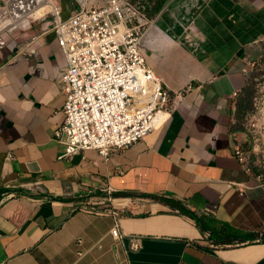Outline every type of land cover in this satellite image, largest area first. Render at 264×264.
<instances>
[{
  "label": "crops",
  "instance_id": "obj_1",
  "mask_svg": "<svg viewBox=\"0 0 264 264\" xmlns=\"http://www.w3.org/2000/svg\"><path fill=\"white\" fill-rule=\"evenodd\" d=\"M59 1L63 18L81 2ZM153 18L149 67L171 91L191 90L158 132L108 160L94 150L60 159L66 60L52 17L3 37L0 264H264V186L234 151L258 160L247 128L264 72V0H169ZM106 193L126 197L73 203Z\"/></svg>",
  "mask_w": 264,
  "mask_h": 264
},
{
  "label": "built area",
  "instance_id": "obj_2",
  "mask_svg": "<svg viewBox=\"0 0 264 264\" xmlns=\"http://www.w3.org/2000/svg\"><path fill=\"white\" fill-rule=\"evenodd\" d=\"M146 4L81 0L77 10L63 18L59 0H0V49L6 46L5 35L52 17V30L66 60L58 81L65 95V120L55 131V140L63 147L60 159L88 150L110 159L114 150L123 151L158 132L191 90L189 86L171 91L149 67L143 45L155 18L148 15ZM29 53L35 49L29 47ZM135 89H142V96H135ZM130 97H137V104L146 103L142 114L129 107ZM255 128L249 121L247 130L254 133ZM234 151L243 169L255 172L264 186V167L255 171L244 148L236 146ZM112 235L121 237L119 219Z\"/></svg>",
  "mask_w": 264,
  "mask_h": 264
},
{
  "label": "rangeland",
  "instance_id": "obj_3",
  "mask_svg": "<svg viewBox=\"0 0 264 264\" xmlns=\"http://www.w3.org/2000/svg\"><path fill=\"white\" fill-rule=\"evenodd\" d=\"M257 84L258 87L255 93L257 97L256 109L253 117L254 123L256 124L254 135L258 149V154L256 156L258 160L253 164L255 171L260 167H264V72H260Z\"/></svg>",
  "mask_w": 264,
  "mask_h": 264
},
{
  "label": "water",
  "instance_id": "obj_4",
  "mask_svg": "<svg viewBox=\"0 0 264 264\" xmlns=\"http://www.w3.org/2000/svg\"><path fill=\"white\" fill-rule=\"evenodd\" d=\"M32 196H35L37 199L42 200V201H48V202H64L61 199H57L55 197H51V196H45V195H38V194H30ZM126 197L124 194H111V193H106V194H100V195H91V196H85L82 198H76L74 199L73 203H77V204H86V203H98L100 202V200H104V199H113V198H123ZM132 197V196H131ZM137 197V196H136ZM141 197L145 198V199H151V200H156V197L153 196H149V195H142ZM119 207L122 206V202L121 204L118 205ZM264 238V235L255 237V239H262Z\"/></svg>",
  "mask_w": 264,
  "mask_h": 264
},
{
  "label": "bare ground",
  "instance_id": "obj_5",
  "mask_svg": "<svg viewBox=\"0 0 264 264\" xmlns=\"http://www.w3.org/2000/svg\"><path fill=\"white\" fill-rule=\"evenodd\" d=\"M43 14V10L39 12V15ZM135 96H142V89H135ZM129 107H134V114H142L146 110V103H138L137 104V97H130L129 98ZM165 116L162 117V120Z\"/></svg>",
  "mask_w": 264,
  "mask_h": 264
},
{
  "label": "trees",
  "instance_id": "obj_6",
  "mask_svg": "<svg viewBox=\"0 0 264 264\" xmlns=\"http://www.w3.org/2000/svg\"><path fill=\"white\" fill-rule=\"evenodd\" d=\"M168 1L169 0H147L148 6L152 3L154 4L153 7L150 8L151 10L148 12V15L153 17L155 14L159 13Z\"/></svg>",
  "mask_w": 264,
  "mask_h": 264
}]
</instances>
